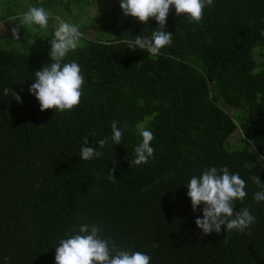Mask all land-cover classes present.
<instances>
[{"label": "trees", "instance_id": "obj_1", "mask_svg": "<svg viewBox=\"0 0 264 264\" xmlns=\"http://www.w3.org/2000/svg\"><path fill=\"white\" fill-rule=\"evenodd\" d=\"M52 3L40 4L64 13L78 4L82 15L92 5ZM213 3L199 23L172 6L165 27L172 44L155 56L126 41L151 38L158 22L125 16L120 0H109L88 25L77 23L82 34L97 35L82 36L65 57L84 77L71 111H41L29 91L34 73L52 63L50 50L0 48V264H55L59 242L83 224L149 255L150 264H264V201L254 199L264 188L250 179L264 183V0ZM112 121L123 131L119 145ZM140 127L153 133L155 151L135 165ZM85 137L99 158H81ZM225 166L246 182L235 210L247 208L256 222L244 232L204 235L195 223L204 205L193 211L187 183Z\"/></svg>", "mask_w": 264, "mask_h": 264}, {"label": "clouds", "instance_id": "obj_2", "mask_svg": "<svg viewBox=\"0 0 264 264\" xmlns=\"http://www.w3.org/2000/svg\"><path fill=\"white\" fill-rule=\"evenodd\" d=\"M174 6L177 16L186 15L192 21L199 23L204 16L206 7H214L213 0H120V7L125 16L138 18L144 24H148L150 18H154L159 27L152 32L151 38L137 36L134 41H126L128 48L147 51L150 55H159L161 49L172 44L173 34L165 31L167 17L170 8ZM50 13L43 7L32 6L21 17L20 24L12 29L14 39L20 40V27H32L38 25L41 29H47ZM264 35V31L261 32ZM83 34L79 26L68 22H61L54 32L49 52L52 63L45 65L34 73L35 82L31 84L29 91L35 95L40 103V110L46 111H71L81 103L84 77L81 68L76 62L64 63L69 52L75 51L81 46ZM15 98L22 103L21 96L11 89H4V94ZM111 140L115 145L122 143L123 131L117 127V121L111 122ZM142 143L135 148V159L131 162L135 165L147 164L150 157L154 156V148L151 142L153 133L147 128L140 127ZM95 135V133H91ZM107 139L98 142L99 148H104ZM251 151H255V145L249 142ZM103 153L89 146L85 137L84 146L81 148V158L91 160L99 158ZM264 158V157H262ZM115 168H111L108 179L114 181ZM254 184L264 188L260 177L250 178ZM246 182L239 174H233L227 166L222 168L211 167L205 169L200 176H192L187 183V195L191 199L194 212L204 205L203 216L197 217L195 223L204 235L213 232L220 234L223 228L227 231L237 230L244 232L255 224L256 218L247 208L236 211L237 201L243 202L247 193ZM257 203L264 201V191L254 194ZM159 245H154L158 247ZM55 264H150L151 257L140 251L123 250L102 235V229L96 225L83 224L78 232L69 238L62 239L55 248Z\"/></svg>", "mask_w": 264, "mask_h": 264}, {"label": "rangeland", "instance_id": "obj_3", "mask_svg": "<svg viewBox=\"0 0 264 264\" xmlns=\"http://www.w3.org/2000/svg\"><path fill=\"white\" fill-rule=\"evenodd\" d=\"M42 0H0V48L4 50H16L19 52H27L40 49H51V41L54 39V32L59 24L68 22L70 24H89L90 20L98 17L99 13L109 8V0H91L92 5L86 13L81 14L78 4H72L70 13L53 12V9H46L50 13L47 29H41L38 25L32 27H20V40L14 39L12 29L17 27L21 22L22 15L32 6L43 7ZM66 3L68 0H53L52 4L57 2ZM85 1V0H84ZM47 6V5H46ZM94 30H87L83 36L93 39L96 36ZM81 45L83 42L81 40ZM237 134L231 137L229 143H234Z\"/></svg>", "mask_w": 264, "mask_h": 264}]
</instances>
